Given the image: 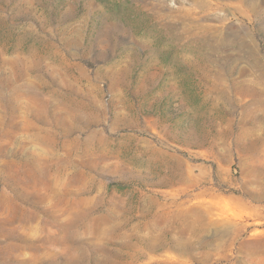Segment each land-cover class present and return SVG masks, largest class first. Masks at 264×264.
<instances>
[{
  "label": "rangeland",
  "instance_id": "1",
  "mask_svg": "<svg viewBox=\"0 0 264 264\" xmlns=\"http://www.w3.org/2000/svg\"><path fill=\"white\" fill-rule=\"evenodd\" d=\"M0 264H264V0H0Z\"/></svg>",
  "mask_w": 264,
  "mask_h": 264
}]
</instances>
